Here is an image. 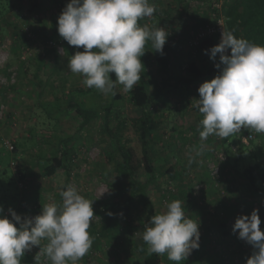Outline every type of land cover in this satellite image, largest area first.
<instances>
[{
	"label": "rangeland",
	"instance_id": "1",
	"mask_svg": "<svg viewBox=\"0 0 264 264\" xmlns=\"http://www.w3.org/2000/svg\"><path fill=\"white\" fill-rule=\"evenodd\" d=\"M39 1L41 8L37 12L33 0H0V5L7 8L12 5L14 9L12 13L6 9L4 18L18 26L25 35L23 41L15 33L5 32V28L2 32L6 33L4 37L0 33V158L4 153L2 142L9 147L18 144L15 154L8 151L3 154L0 199L6 198L10 208L22 219L31 218L39 215L45 204H60L61 191L71 185L83 197L93 201L95 216L89 231L105 216L106 205L114 203V165L103 160L99 123L95 121L75 135L81 117L66 107L72 88L87 89L82 83L83 77L71 73L67 67L68 58L83 49L68 45L52 32L58 27V16L70 0ZM222 2L189 0L187 3L194 15L201 16L210 14L215 7L219 10ZM161 4L160 11L151 18L140 20L139 24H147L150 29L166 28L170 33L166 43L176 47L177 52L176 55L172 51L168 54L167 66L158 63L154 52L151 53L152 60L141 71L151 92L156 90L157 81L163 75L177 73L173 61L178 54L183 61L189 59L187 55L197 36L194 25L172 27L170 14H177L178 3L161 0ZM166 19L170 26L164 22ZM2 22L0 28L5 26ZM48 32L55 36L54 39L47 38ZM210 80L204 79L199 85ZM115 91L124 96V100L113 102L116 109L130 117L138 116L137 110L126 102L128 94L123 91V86L118 84ZM113 98V95H103L96 90L80 97L79 101L100 110L103 115L102 108ZM195 99H199L198 91L190 94L182 90L169 97H161L158 104L150 109V125L155 139L151 154L156 168L165 171L174 164L175 170L183 173L185 181L177 183L170 175L160 173L149 193L158 214L166 210L167 203L180 200L184 201L186 216L199 222V228L210 227V241L203 246L204 264H246L253 249L238 238V231L233 233L232 228L238 216H250L254 209H258L260 228L264 231V193H253L242 174L257 162L264 167V134L243 129L225 139L210 135L201 141L199 122H195L193 113L189 112ZM250 133L253 138L244 142V136ZM125 135L127 145L136 144L140 149V135L133 128H129ZM68 137H73L70 168H63L54 177H47L42 165L47 164L48 158L64 151L63 141ZM189 147L201 151L191 166L188 165ZM20 171L27 177L22 178ZM4 209L3 215L11 219L9 208ZM115 220L119 222L118 234L96 242L78 264H144V256L134 249L133 244L147 223L143 209L132 206L130 210H119ZM219 221L226 223L229 235L224 234L223 228L217 224ZM39 251L36 246L27 252L21 264H36V255H39L38 264H50ZM159 264L177 262L168 260L165 254L160 256ZM179 264L197 263L186 260Z\"/></svg>",
	"mask_w": 264,
	"mask_h": 264
},
{
	"label": "clouds",
	"instance_id": "2",
	"mask_svg": "<svg viewBox=\"0 0 264 264\" xmlns=\"http://www.w3.org/2000/svg\"><path fill=\"white\" fill-rule=\"evenodd\" d=\"M156 11L149 0H70L58 16L57 31L68 45L83 51L68 58V70L103 95H116L117 84L124 92L132 91L142 78L146 43L150 41L151 51L164 55L168 30L139 24ZM205 54L214 62L219 54L215 63L219 74L199 86V99L194 100L193 107L203 117L198 125L200 140L210 135L225 139L242 128L264 134V45L222 29L220 42ZM187 155L191 166L201 151L189 147ZM60 195V204H45L31 218L22 219L9 208V219L0 206V264H21L22 257L36 246L50 264H78L88 254L93 244L88 231L95 216L93 201L71 185ZM258 211L238 216L232 228L253 249L246 264H264V231ZM199 227V222L186 216L184 201L173 200L144 224L142 239L149 255L166 254L179 264L199 249ZM34 259L38 264L39 255Z\"/></svg>",
	"mask_w": 264,
	"mask_h": 264
},
{
	"label": "trees",
	"instance_id": "3",
	"mask_svg": "<svg viewBox=\"0 0 264 264\" xmlns=\"http://www.w3.org/2000/svg\"><path fill=\"white\" fill-rule=\"evenodd\" d=\"M174 1L178 3V5L176 6L177 14H170L172 18L171 25L174 24L172 27L194 25L196 26L198 35L199 31L206 30L211 25L215 26L217 20L222 19L223 28L232 30L237 38H244L253 44L264 45V0H223L219 10L215 7L213 9L214 11H211L210 14H203L201 16L193 14L189 3H187L189 0ZM149 3H154L157 11H160V6H162L161 0H149ZM33 5L35 6L34 9L37 10L38 8L37 12H39L41 2L39 0H33ZM182 6H184V8H182ZM0 7L2 8L0 9V21H3L2 23L5 25L0 28L1 37H4L6 34L2 33L6 29L5 32L9 34L15 33L19 40L25 41L24 32L14 23H11L8 18H4L6 9L12 13L14 10L13 6L10 5L9 8H7L6 5H0ZM164 22L168 24L167 19L164 20ZM168 25L170 26V24ZM57 28L58 27L53 28L52 30L55 36L59 35ZM46 36L49 40L55 37L50 32H48ZM220 39V30L213 34L206 33L203 38L197 40L191 52L188 53L187 57L189 56V59L187 58L183 61L179 58L178 54L173 61L178 69L177 73L171 76L163 75L161 79L157 81L156 90L154 92L149 90L147 82L141 78V81L134 86L133 90L127 92L126 101L137 110L139 113L138 116L130 117L125 115L121 110L116 109V105L113 102L124 100V96L117 91L113 101L109 104H105L102 108L104 112L102 115L100 110L87 107L79 101L80 97L92 94L96 89L72 88L70 90L66 101V107L81 117V123L75 135L83 131L91 123L95 121L98 122L101 137L103 138V142H101L103 160L105 163H112L114 165L112 176L116 182L113 189L116 191L114 193L115 200L114 203L111 202L106 205L108 210L101 222L97 223V225L89 230L90 236L93 239L91 249L95 247L96 242L108 240L110 237L118 234L119 222L115 220V215L119 210H130L132 206H139L143 209L147 222L151 216L158 214L149 193V189L157 180L160 173L170 175L177 183H183L185 181L183 173L177 172L174 164L170 165L165 171H160L156 168L151 154L154 151L152 145L153 143L155 144V139L150 125V109L155 104H158L161 97H169L182 90L190 92V94L197 92L200 86L199 82L204 79H212L218 75L219 69L215 67V63L219 61V54H217V59L214 62L209 58L208 54H205V50L217 45ZM145 50V54L141 57L144 66L148 65V62H150L153 57L151 54L153 51H151L150 41L146 43ZM163 51L164 55L154 52V56L158 63L162 66H167L169 63L168 54L172 51V53L176 55V47L172 46L171 43H166ZM112 79L115 80L114 74L112 75ZM117 86L118 84L116 88ZM189 112L193 113L192 115L195 122L198 123L202 119V114L199 113L197 108L192 107ZM129 128H133L135 132L140 135V149L136 144L127 145L125 134ZM72 141L73 137L65 139L63 141V146L65 147L64 151L59 155L48 158L47 164L42 165V170L47 177H54L59 170L70 168L72 164L70 159ZM1 144L4 153L5 151L12 152L13 154L17 152L18 144H11V147L6 146L3 142ZM1 152L3 153V151ZM3 154L0 158L1 166H3ZM20 173L23 174L22 178L27 177V174L23 173V171H20ZM242 174L249 189H252L253 193H264V167L262 165L258 162L254 165H250ZM61 200L62 197L60 195V201ZM0 206L4 209L10 208L11 205H9L6 198H1ZM109 212H111L112 215H108ZM217 224H219V227L223 228L225 235L230 234L225 222L219 221ZM209 231L210 227L204 229L199 228L200 247L197 250H193L191 255L187 258L189 262L204 264L203 246L204 244L207 245L210 241ZM142 235L143 233L134 238V249L144 256V264H159L160 256L156 254L149 255L147 253V245L143 241Z\"/></svg>",
	"mask_w": 264,
	"mask_h": 264
},
{
	"label": "built area",
	"instance_id": "4",
	"mask_svg": "<svg viewBox=\"0 0 264 264\" xmlns=\"http://www.w3.org/2000/svg\"><path fill=\"white\" fill-rule=\"evenodd\" d=\"M217 21L218 22L215 24V26L214 25H211L206 30L199 31L198 35L196 36V42H197L198 39L203 38L206 35V33L213 34V33L217 32L218 30H220V33H222V29H224L223 28V20L222 19H219ZM241 131H242V129H241ZM252 138H253V134L250 133V134L244 136V139L243 140H244V142L247 143Z\"/></svg>",
	"mask_w": 264,
	"mask_h": 264
}]
</instances>
